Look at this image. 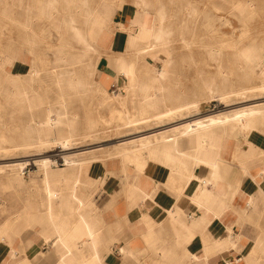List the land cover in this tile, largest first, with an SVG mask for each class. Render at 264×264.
Listing matches in <instances>:
<instances>
[{
    "label": "crops",
    "instance_id": "crops-1",
    "mask_svg": "<svg viewBox=\"0 0 264 264\" xmlns=\"http://www.w3.org/2000/svg\"><path fill=\"white\" fill-rule=\"evenodd\" d=\"M109 8L102 9L105 26L94 46L101 54H126L134 48L126 35L144 14L120 12L112 21ZM79 19L86 22L74 27L86 31L88 19ZM107 58L99 69L93 65L90 78L99 100L118 84ZM39 100L45 103L35 108L36 119L61 112ZM39 129L43 140L52 138L47 126ZM186 148L196 150V160L181 158L180 167L157 157L124 169L121 156L106 154L84 173L53 172L48 183L35 171L3 176L0 264H264V120L224 139L199 131Z\"/></svg>",
    "mask_w": 264,
    "mask_h": 264
},
{
    "label": "bare ground",
    "instance_id": "bare-ground-1",
    "mask_svg": "<svg viewBox=\"0 0 264 264\" xmlns=\"http://www.w3.org/2000/svg\"><path fill=\"white\" fill-rule=\"evenodd\" d=\"M64 2L68 3L70 14L73 18L80 17L82 19H88L87 24L89 25H86V31H78L75 33L76 40L82 45L78 50L79 53L73 57L70 56L69 52L73 47L66 41L62 42L60 49L54 52L55 57L53 63L55 64L52 67V76L58 92V101L56 104L61 109L59 114L54 115L51 111L46 113L47 117L45 122L36 119L34 116V110L39 107L38 104L45 103L40 100V102H34L36 98H40V95L38 96V84L42 79L43 60L34 51L32 43L28 39L24 38L27 44L24 55L16 51L13 55L10 54L0 58V91H4L6 100L11 102V104L14 106L17 105L21 110H27L30 117L25 121L23 126L25 136L23 135L21 141L17 145L12 146V149L19 151L32 150L37 154V157H30L31 159L28 160L15 162L13 160L11 162L0 163V178L15 175L22 177L23 173H26L27 166L32 164L36 167L34 169L36 174L42 175L43 182L48 183L47 178L51 173L60 171L81 173L91 163L99 162L100 155H106L107 153L121 156V165H123L122 167L124 169L127 164L138 162L139 159L157 157L171 159L176 163L175 167H180L179 162L181 158H194L196 160V150L186 148V141L191 135L204 130L210 133H217L222 139L232 134L246 135L255 130L256 125L261 120H264V102L261 101L250 105L234 106L232 109H222L221 111L211 112L202 116L193 115V117H189L190 112L195 111L198 113L202 108L203 100L198 96H195L191 100L185 99L171 107L166 106L165 97L162 95L164 90L162 82L168 79L170 75L171 58L168 46L171 40L169 35H167V31L162 29L165 15L162 11H156L155 8H151V3L148 0H137L130 14H133L135 9H139L144 14V21L141 25L137 26V30L134 33L130 29L129 34L126 35L127 41L129 40L128 36L132 35L129 41H133L134 48L130 49L132 51L128 55L111 53L108 56L111 61L110 65L116 71L117 86L123 88L122 90L125 91V94H115L112 92L114 98L123 107H127L126 105L130 101V104L137 111L136 114H138V118H136L135 114L129 115L128 113L126 115L124 126L128 128L125 131L127 133L119 137L117 136V138L122 139L128 136H135L120 140L111 148L103 146V149H101L102 145H100L90 149L72 151L79 139V132H76L79 129L75 127L74 121L76 115L71 114L72 117H68L67 102L71 99L80 100L83 95H86L90 91V84L88 82L95 75V71L92 69L86 73H82L75 69L71 70L66 68L60 70L59 68H61V64H64L66 67L82 63L83 59L88 55L98 53L97 48L94 46V41L100 30H102L101 28L105 26L104 14L100 7L104 8L111 2L110 0H95L94 6L90 5L89 2L91 0H64ZM251 3V0H246L244 3L239 2L235 6L234 2H231L230 8L234 6L233 8L238 9L240 12L246 11L250 13L249 8ZM42 9L51 19L55 18L56 14H61L58 5H55L54 2H50L47 7H42ZM11 15L10 20L13 23L17 26L19 25L24 31L31 30L28 23L19 21L17 18L14 19ZM52 24L55 23L52 22ZM109 28H111L110 22ZM255 46H248V49L240 50L238 57L248 68L254 66L259 70L258 76L261 78L262 84L258 89L264 95V66L262 65L264 63V55L261 52V48L258 47L256 50ZM211 51L217 53L219 49L211 48ZM28 55L33 56V59L29 60V62L26 58ZM146 58H150L151 63L147 62L145 60ZM158 58L162 60V66L155 67L153 63ZM143 60L146 62L142 65L146 69V78H144L139 70V64ZM7 67L8 69H6ZM10 68L11 71H9ZM253 90L254 87H243L240 90L229 89L216 93L213 89H209V96H205V98H215L221 103H224V106H227L233 96H241L244 99L246 98V94ZM104 92L107 93L106 91ZM36 103L37 105H34ZM174 119L181 121L165 129L146 135L136 134L140 132V129L143 127L142 125H144V128L147 127L149 129L153 124L159 126ZM45 126L52 132V138L50 140H43L40 137L39 128ZM1 127L5 129L7 127L6 123ZM81 137L83 140V138L91 137V134L85 133ZM222 145L223 149L224 143ZM53 149H60L63 152L62 156H59L62 163L59 161L60 163L58 164V158L49 155ZM9 150L6 151L8 152ZM57 164H64L65 166L63 169H60ZM137 166L143 171L146 165ZM83 176L81 175V177ZM78 177H80L79 174Z\"/></svg>",
    "mask_w": 264,
    "mask_h": 264
},
{
    "label": "rangeland",
    "instance_id": "rangeland-1",
    "mask_svg": "<svg viewBox=\"0 0 264 264\" xmlns=\"http://www.w3.org/2000/svg\"><path fill=\"white\" fill-rule=\"evenodd\" d=\"M135 1L137 0H110L111 3H108L107 6L115 10L112 21L114 16L120 12L128 16ZM148 1L151 3V8H157L165 14L164 25L170 33L169 38L171 41L168 46L171 58L170 75L168 79L162 82L164 87L162 95L165 97L166 106H174L185 99L191 100L198 96L203 100L202 108L198 113L191 111L189 117H193V115L202 116L222 109H232L234 106L239 107L259 103L260 101L264 102V95L258 89L262 84V80L258 76L259 70L254 66L248 68L238 57L240 50L248 49V46L251 47L256 44L255 49L257 50L260 47L264 55V0H251L250 13L240 12L238 9L233 8L234 6L230 8L231 2H234V5L237 6L239 2L244 3L246 0ZM50 2L58 5L61 13L60 15L56 14L55 18L52 19L42 9V7H47ZM89 3L94 6L95 0H91ZM68 6V3L64 0H0V58L10 54L13 55L16 51L24 55L27 47L24 38L28 39L32 43L34 51L43 60L42 79L38 84V96L40 95V98L44 97L46 103L50 104L51 107H57L58 98L57 87L52 76V67L55 64L53 63L54 52L59 50L62 42L65 41L73 47L69 52L72 57L79 53L78 50L82 47L75 38V33L78 32L79 28L74 27V24L82 27L86 21L80 20V17H70ZM100 8L103 9V7ZM10 15L14 19L17 18L19 21L28 23L31 30L24 31L19 25L17 26L10 20ZM52 22L55 24H52ZM117 30L125 32V28L121 24ZM117 30L114 31V26L111 29L112 32H117ZM131 38L132 35H130L129 40ZM211 48L219 49V52L211 51ZM111 53L109 51L101 54L98 51L96 54L85 57L82 63L66 67L61 64L62 66L59 69H75L86 73L93 69V65L99 69L103 65L102 62ZM130 53L131 50L126 55ZM26 58L29 62L33 59V56L28 55ZM107 59L106 64L110 71H114L113 76H115L116 71L110 65L109 58ZM145 60L151 63L150 58ZM145 60L139 64L140 73L144 78H146V69L142 65L146 63ZM155 61L153 63L155 67L162 65L160 60ZM262 65L264 66V63ZM9 71H11V68ZM221 72L223 73L221 74ZM90 82H92L89 86L90 91L82 96V100L71 99L67 102L68 117L71 118L73 114L76 115L75 127L79 129L76 131L79 132V139L72 151L90 149L101 144H106L111 148L116 141L121 140L117 136L127 133L125 131L128 128L124 126L126 115L128 113L129 115L135 114L138 118L137 111L130 104V101L127 103V107H123L114 98V92L115 94H125L123 88L115 85L112 89H107L103 100H99L102 94L95 92V82L93 80H90ZM243 87H254V90L247 93L244 99L241 96H233L227 106H224V103L215 98H205V96H209V89H213L217 93L229 89L240 90ZM29 118L27 110H21L17 105L11 104L6 100L4 91H0V163L13 160L14 162L23 161L37 157L36 152L32 150L19 151L12 149V146L17 145L21 141V137L25 136L23 126ZM178 120L174 119L159 126L153 124L149 129L144 128V125H142L140 132L136 134L146 135L159 131L181 121ZM262 121L259 123L261 124ZM4 123L7 126L6 130L1 127ZM91 127L94 129L92 132L89 131ZM88 132L91 137L82 140V134ZM134 136H128L122 138V140ZM5 149L9 151L7 152ZM62 153L60 149H53L49 155L58 158L59 164L61 162L59 156H62ZM113 156L116 155L107 153V157ZM34 169L36 167L29 164L25 172L32 174ZM1 180L2 178H0V182Z\"/></svg>",
    "mask_w": 264,
    "mask_h": 264
},
{
    "label": "built area",
    "instance_id": "built-area-1",
    "mask_svg": "<svg viewBox=\"0 0 264 264\" xmlns=\"http://www.w3.org/2000/svg\"><path fill=\"white\" fill-rule=\"evenodd\" d=\"M114 92V91H113Z\"/></svg>",
    "mask_w": 264,
    "mask_h": 264
}]
</instances>
